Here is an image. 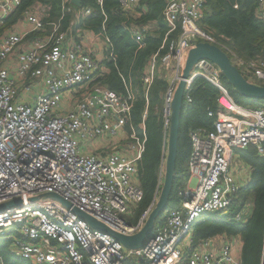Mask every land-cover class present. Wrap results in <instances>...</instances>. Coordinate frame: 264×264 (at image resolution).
Segmentation results:
<instances>
[{"label":"built area","instance_id":"1","mask_svg":"<svg viewBox=\"0 0 264 264\" xmlns=\"http://www.w3.org/2000/svg\"><path fill=\"white\" fill-rule=\"evenodd\" d=\"M60 1L62 14L57 20L48 19L49 6L34 3L21 19L28 26L26 31L18 28L17 21L0 34V204L21 200L19 205L0 210V238L14 240L16 256L34 264H128L129 256L134 258L133 264H241L229 240L223 239L217 248L208 247L209 239L191 248L185 243L197 219L205 214H226L240 190L230 171L233 151L252 144L262 152L264 143V109L237 104L221 72L207 59L192 67L183 100L191 101L188 91L196 78L217 88V109L208 113L216 116L213 128L190 131V183L179 191V206L167 212L142 247L126 249L59 201L35 199L46 193L58 194L125 235L138 232L154 206L151 204L135 223L123 217H130L142 197L137 162L146 135L143 123L139 133L125 127L134 100L132 90L125 87L117 93L98 80L102 60L115 61L105 19L97 33L85 29L74 32L80 12L86 16L91 10L78 12L76 8L81 7L71 0ZM118 3L121 10L135 12L139 0ZM257 3L258 15L264 21V0ZM97 4L101 6L102 0ZM20 5L21 0H0V22ZM65 14L73 15L67 25L62 24ZM202 14L203 0H165L162 18L167 31L141 76L146 107L156 77L167 82L162 106L165 140L173 94L195 39L218 46L244 76L264 84V57H239L201 30L198 21ZM128 30L138 51L148 28L131 24ZM27 32L37 34L28 44L24 43ZM174 32L177 35L170 38ZM99 45L105 47L103 57L94 53ZM12 55L16 60L11 70L6 64ZM27 76L39 78L42 91L35 93L32 83L25 84L24 94L32 97L25 100L18 93V79ZM70 94L77 95L73 104L62 106ZM244 212L245 208L235 219L240 220Z\"/></svg>","mask_w":264,"mask_h":264},{"label":"trees","instance_id":"2","mask_svg":"<svg viewBox=\"0 0 264 264\" xmlns=\"http://www.w3.org/2000/svg\"><path fill=\"white\" fill-rule=\"evenodd\" d=\"M34 3L49 6V20H57L62 14L60 0H21V5L3 20L0 33L21 20L24 11ZM164 3L165 0H139L135 12H132L121 10L118 0H102L101 6L97 4V0H81V8L76 10L80 12L82 8H90L91 11L86 16L80 12L73 27L74 32L79 29L97 32L105 19V32L110 40L115 61L104 62L106 72L98 80L117 93L124 92L125 87L130 88L134 93V100L126 130L130 131L133 128L139 133L142 123L145 127L144 149L137 162V182L142 197L132 209L129 217L131 223H135L151 204L156 203L165 173L168 138L164 139L162 106L167 82L162 77L154 80L148 91L146 107L140 80L146 63L158 50L167 31V25L162 18ZM257 5V0H203V14L198 26L205 33L223 42L242 59L264 57V21L258 15ZM72 18V14H65L62 24L67 25ZM131 24L148 28L143 36L144 44L138 51L128 30ZM176 35L177 32H174L169 37ZM165 51L166 48L161 49L159 54ZM221 79L237 104L249 109H264V100L241 96L234 91L222 74ZM188 95L191 101L183 100L181 110L171 192L167 207L156 219L154 228L164 222L165 215L170 209L179 206V191L185 187L189 177L187 160L191 148L190 131L198 129L211 131L216 118L215 114L208 113H214L217 109L219 96L217 88L203 78H196ZM261 148L262 152L250 144L243 149H236L239 159L251 170L250 183L237 192L227 214L212 216L205 214L194 222L191 229V247L219 234L229 239L239 236L240 263L264 264V143L261 144ZM244 208L249 209L247 218L244 221L242 218L236 220L235 215ZM8 241L0 238V257L3 264H34L30 260L16 256L9 248L11 242Z\"/></svg>","mask_w":264,"mask_h":264},{"label":"water","instance_id":"3","mask_svg":"<svg viewBox=\"0 0 264 264\" xmlns=\"http://www.w3.org/2000/svg\"><path fill=\"white\" fill-rule=\"evenodd\" d=\"M71 1L76 7H81V0ZM200 59H207L208 61L212 62L219 69L226 81L232 86L234 91L240 94L241 96L251 99L264 100V84H258L256 82L248 80L232 63L229 56L218 46L209 42L199 41L195 43L191 49H189L185 57L181 73V79L175 88L173 99L171 102L170 124L168 129L167 153L165 160V173L162 188L156 203L151 208L149 215L146 218L143 227L138 232L132 235H125L116 232L107 227L105 224L97 221L92 216L86 214L85 212L79 210L76 207H73L64 198L55 193H46L36 197L35 199L52 198L59 201L65 207L71 208L72 211L78 217L86 221L90 227L112 236L118 242H120L122 246L126 249H137L142 247L145 244L146 240L151 236L156 219L165 211L167 207V201L173 183L175 162L177 156V143L180 116L183 106L184 86L192 67ZM20 203V199L8 201L6 203L0 204V210L8 208L10 206L19 205Z\"/></svg>","mask_w":264,"mask_h":264},{"label":"crops","instance_id":"4","mask_svg":"<svg viewBox=\"0 0 264 264\" xmlns=\"http://www.w3.org/2000/svg\"><path fill=\"white\" fill-rule=\"evenodd\" d=\"M18 23V22H17ZM15 24H13L14 26ZM18 28L21 30V31H26L28 29V26L24 23V22H21V20H19V24H17ZM98 32V31H97ZM96 32V33H97ZM37 35V34H36ZM36 35H34L33 33L31 32H27V35H26V38L24 40V43L28 44L32 39L33 37H35ZM79 40V39H77ZM86 39L83 38V44L86 46ZM24 45L23 47H27V45ZM94 53L96 56L100 57V56H105V47L104 46H97L95 47L94 49ZM16 60V56L15 55H12L9 57L8 61H7V67H9V69L12 70V67H13V64ZM102 64L100 65L101 67V74H104L106 72V67H105V64L104 62L107 61L105 59L102 60ZM147 64V63H146ZM146 66V65H145ZM144 71V70H143ZM13 73V72H11ZM143 74V73H142ZM142 76V75H141ZM141 76H140V80H141ZM158 77V76H157ZM156 77V78H157ZM162 77V76H160ZM248 80L250 81H253V82H256V80H252L251 77H247L245 76ZM163 78V77H162ZM27 83H32V86L34 87V90L33 92L35 93H39L42 91V81L39 79V78H31L30 76H27L26 78L24 79H18V93L20 94L21 93V96H22V99H25V100H28L29 98L32 99L31 96H27L26 94H24L23 92V86ZM142 84V83H141ZM105 85V84H104ZM107 86V85H106ZM108 87V86H107ZM143 87V86H142ZM23 92V93H22ZM77 97L76 94H70L69 95V99L67 102L63 103L62 106H65V107H70L75 98ZM32 101V100H31ZM96 146H99L98 144H95ZM113 147L109 148L110 150L112 149ZM232 157L234 158L235 157V164H236V168H233L232 166ZM230 171L233 175V177L235 178V182L237 183V185L239 186V188H243L245 186H248V184L250 183V168L249 166H247L245 163H243L237 153H236V150L233 151L232 155H231V159H230ZM190 183L189 182V177L186 181V184L185 186ZM245 211L249 212V209H245ZM209 239V244H208V247L209 248H217L219 246V244L221 243V241L223 239H226V240H229L233 243V248H235V252L239 255L240 253V246H241V239L239 236H235V237H232V238H228L227 236L223 235V234H219V235H215V236H212ZM185 243L187 245V247H191V235L189 238H187L185 240ZM239 248V249H238Z\"/></svg>","mask_w":264,"mask_h":264},{"label":"rangeland","instance_id":"5","mask_svg":"<svg viewBox=\"0 0 264 264\" xmlns=\"http://www.w3.org/2000/svg\"><path fill=\"white\" fill-rule=\"evenodd\" d=\"M1 25H2V22H0V26H1ZM12 25H13V24H12ZM12 25H11V26H12ZM5 30H6V29H5ZM1 33H2V32H1ZM1 33H0V34H1ZM195 41L198 42V41H202V40H200V39H195ZM232 166H233V168H236V167H235V166H236V164H235V157H234V158L232 157ZM246 208H248V207H246ZM229 210H230V207H229V209H228V212H229ZM228 212H227V213H228ZM227 213H226V214H227ZM224 215H225V214H224ZM210 216H212V214H210ZM247 216H248V212L245 211L244 214L242 215V219H241V220L244 221V220L247 218ZM123 217H124V218H128V219H131V218H129L127 215H123ZM151 234H152V233H151ZM14 235H16V234H13L11 237H13ZM7 241H8V240H7ZM12 241H13V242L10 243L9 248H10L11 250L14 251V250H15V244H14V240H12ZM8 242H10V241H8ZM133 262H134V258H133L132 256H129V257H128V260H127V263H128V264H133Z\"/></svg>","mask_w":264,"mask_h":264}]
</instances>
